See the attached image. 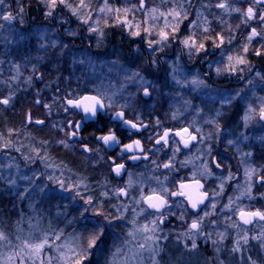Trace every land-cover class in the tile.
I'll use <instances>...</instances> for the list:
<instances>
[{"label":"rangeland","instance_id":"rangeland-1","mask_svg":"<svg viewBox=\"0 0 264 264\" xmlns=\"http://www.w3.org/2000/svg\"><path fill=\"white\" fill-rule=\"evenodd\" d=\"M9 1L12 2V5L9 4ZM67 1L72 3V9L69 13L74 15L75 18L76 15L79 16V18L77 17L76 19L81 21L84 30L92 31L93 28L97 29L96 26H99L101 29L107 26H119V28L125 30L128 35L136 36L133 34L134 32L139 31L142 34H147L149 32H145L144 29H148L151 30V34L155 37L153 38L155 41L159 40V32L161 30L167 31L169 35H171L172 29L177 26L176 21L172 19L173 15L170 14L173 13V10L181 12L183 15L181 6L179 5L163 7L158 5L160 3L152 5V1H150V4L148 3L149 1L145 3L146 7L140 10L133 8L134 5L138 6V0L133 4H128L125 2L126 0H107V4L105 0H84L85 7H81V0ZM16 2L18 3V0H3V3H0L1 43L14 44L21 41L26 43L33 40L32 43L37 47L35 48L36 51L44 50L47 52L50 49L54 51L57 48L56 51L59 52L60 60L62 61L61 66L64 67L65 65L63 62L67 60L66 53H69V50L61 54L64 43L58 40V35L56 33H53L55 29L49 25L48 21L40 24H33V22L27 21L25 15L21 12L20 5ZM45 3L47 5L45 4L46 6L42 10L43 14L41 19L44 21L49 20L51 16L48 15L49 11L53 13L55 9L49 7L48 0ZM57 4L63 6L64 3H60V0H57ZM101 8H119L121 11L119 13L107 10L101 12ZM124 8L133 10L124 12ZM152 9H155V11H150ZM163 9L168 11V13H165L168 15L167 18L169 20L171 19L169 22L166 20L164 13H161ZM219 13L222 14L223 9L220 10ZM9 14L13 16V19L11 21L4 20L3 16ZM81 14L85 15L82 16ZM92 14H95L94 18L91 17ZM148 14H150V16ZM117 16H119V19H117ZM153 17V20L150 19ZM125 18L127 19V23H123ZM14 19L17 20V25ZM184 19L185 16H181L178 29ZM229 23L232 25L231 29H233V25L236 26L234 22ZM165 25H169L170 27ZM185 28L189 32L184 28H180L185 31V35L181 38V42L189 37L194 39V37H192L194 36L193 30L191 31L190 27L189 29L188 27ZM249 36H251V34H247L246 32L245 37L240 38V42H238L242 43L239 50L233 49L230 53H227V60L229 57H232V60L227 62L226 67L228 72H234V70H229V66L231 65L234 68L239 65L237 63L238 58L242 57L246 61V63L242 64L244 69L241 73L248 71L250 63H252L256 57L260 56L261 59L264 60V48L260 46V43H262L264 47V37L263 41H261L257 36L249 40ZM215 39L218 41L217 38ZM161 44L162 43H159V45ZM182 45L185 50H189L183 43ZM60 47L62 50H60ZM245 48H247V51H245ZM72 52V54H68V59H70L68 65L70 68H82L81 72L83 74V79L85 76V80L82 79L80 82L81 86L96 92H106L108 95L115 93V98L119 100L115 110L122 109L121 106L125 103L129 105L126 109L133 108V105L130 106V101L141 103V99H143L141 91L144 90L145 87H148L151 94L147 102L155 103L157 111L162 110L165 103L169 105L173 103L179 109L183 110L185 113L184 118L190 123L192 118H197L200 120V123H204V126L207 124L212 127L215 132L222 126V122L220 121L222 119L221 115H223L222 111H230L231 117L229 118V122L227 121L226 125L222 126L223 136L225 135L227 137V146H220L223 145L221 143L223 140H219L221 142H218L217 140L219 138L215 139L219 148H222L220 150L227 151V174H221L219 176L221 179L218 181L220 183H225V186L219 183L221 186L218 188L221 195L227 193L225 194L227 195V202H225L226 198L219 199V201L224 200L222 205H225V207L222 209L225 211L214 212L211 208L202 212L199 217L193 219L201 221V230L199 234H191V223L193 220L188 222L186 228L176 231L159 224L160 221H166V216H170V214H164L162 216L149 214L142 196L148 195L152 190L159 193L162 189H167V187H164L163 182L159 181L156 177V173L158 174V172H152L149 174L150 176L146 177L131 173V175H128V177L126 176L123 181L117 183V188L114 187L115 191L112 190L113 196L116 198V206L112 207V214H123L125 217L122 221L114 222L113 229L115 231L112 230V236L115 237L116 240L113 244L120 245L121 241L131 240V243L124 246V250L129 257H132L134 252L141 251L137 248V245L145 243V235L158 238L154 245L151 240L148 241L149 245L159 248L158 253L153 254L150 249L146 248L142 250V255L131 260V264H153V261H155L156 264H214L215 262L217 264H264V220H256L248 226L238 223L237 220V212L241 210L264 211V186H261L258 182L259 176L264 174V125L261 126L258 123L259 111L261 107L264 106V75L260 76L256 73L253 75V78L247 81L244 86L245 92L249 89L246 95L233 90L231 94L227 93V96L213 97V100H206L202 96L196 97L194 93L196 89L197 92L200 93L198 88H205L204 86H199L197 88V85H193L191 82L181 81L179 83L178 80L176 84L164 87L162 82L157 83L156 80L148 79L145 71L140 72L131 70L128 68L129 66L118 64L115 61L109 62L106 60L105 56L103 60L99 61L97 56L88 54L86 51L83 53ZM257 53L260 54L258 55ZM185 55L190 57L188 52ZM1 58L0 78H4V76L2 77V73L5 74V76L8 73L11 74V77L8 75L10 77L8 79L9 81L4 83L10 90L14 88V83L9 86V84L12 83L11 80L17 82L22 72L19 69L20 66L14 64L9 66L8 69H2ZM221 64L224 66L223 62H221ZM112 69H114L113 71L115 73L118 72L117 76L119 79L122 80V78H126L127 80L116 85L114 83L112 84V81H103V83L99 81L98 86L91 82L99 71L104 74ZM133 73H138L139 75L133 77ZM63 76L64 80H66L67 75ZM182 77L183 75L180 74L179 78L183 80ZM35 79L38 90L46 86L43 84L49 82L48 75L43 72L38 73ZM23 80L27 84H32V81L28 77H25ZM2 82H4V80L0 79V83ZM250 84H254L258 88V95H256V91L254 92L253 89H250L254 88V86L251 87ZM256 84H259V87ZM186 88H189V90H186ZM191 88L193 92L190 91ZM173 92L177 94L176 101L168 100V98L173 95ZM10 96L11 94L7 97L10 99ZM43 98L45 99L36 98L31 105L24 106V126H33L39 131L46 127L50 131V139L45 138L47 146L54 148L55 151L57 150L55 156L59 157L61 155L64 157L66 155V158H70V164L67 167L62 160L60 162L57 158L52 157L50 160L45 159L44 149L40 148V144L36 145L35 143L31 145L32 153L35 155L31 159L28 156L23 157V154H19V152L15 153L16 157L19 159L20 167L18 162L11 157L12 155L4 154L2 157L3 163L0 165V176L3 180L9 183H17L18 181L31 183L30 179H32V177H37V179L42 177L43 184L40 189L38 185H32L34 190H29L27 193L24 192L31 200L29 201L30 203L26 205L29 210L21 214L22 222L16 225L11 233L6 231V227L1 226L0 223V230H3V232L8 235L10 241V243H0V264H31V261L27 258L25 253H20L22 241L31 237L30 242L35 243L38 239H42L45 233L48 234L50 242L55 239V234L62 233L61 239L56 240L55 244H71L74 247L77 243L73 238L74 231L83 233L84 230L80 226H73L71 220L65 218L66 208L62 207L64 204L73 206V204H77L76 201L81 202L82 200H80L78 196L76 201H74L72 197L76 196L77 192L80 196H83V192H86L85 187L91 184L89 181L92 180L97 184L95 186L98 188L99 194L103 196L102 198L106 197L107 200L108 197H111L109 194L111 191H107L109 196L102 195V193H104L103 187L107 184L106 181H94L103 176L106 177L105 170L100 164L101 159H95L92 154L87 155L84 151L80 153L76 148L74 151L68 147H63V145L58 146L60 143H54L55 140L51 139V132L53 130L56 132V129H54L53 121L51 120L52 116H50V110H52V108L51 106L46 107V105L49 106L53 102H49L52 100L51 97ZM161 101L163 106L160 103ZM138 109L141 110V108ZM29 115H31L32 121H44L43 125L39 127L37 125L40 124L35 125L29 120L27 123ZM246 116L247 119H245ZM200 129L202 128L196 127V130H199V132H201ZM17 136L16 137L20 139L19 143L20 141H24L26 145L28 144L26 142V136L28 135L23 134ZM12 137L14 138L15 135ZM229 141H231V143H229ZM8 145L13 147V143ZM222 154L223 153L220 155ZM40 157H44V159L41 160ZM35 164L38 169L34 167L32 169V167H30L31 165L35 166ZM46 164L50 165V167H45ZM249 169H255V173L252 175L251 180H249L246 175V171ZM206 171L205 167L201 165L195 169V174L200 177L208 178ZM50 175L54 176L55 179L49 180L48 177ZM130 178L133 181L131 186H129ZM57 180L65 181L67 190L61 189L65 190L66 193L57 190L58 187L60 188L59 184L56 183ZM75 182H81L80 186L73 187ZM226 186L227 191H225ZM121 188L125 189L128 194L120 195L119 189ZM53 189H55V194L59 196L62 195L60 198L54 199V201L58 202L56 205L52 204L51 199L46 196L51 193ZM137 201H140V203H137ZM211 204L212 206L216 205L215 203ZM125 205L127 206L126 208L124 207ZM83 206L86 207L87 205L83 204ZM101 210L110 213L103 208ZM205 213L208 215H205ZM153 220L158 221V224L155 225V233L153 234L150 231L145 232L143 230L144 226H147L149 229L154 227L152 224ZM179 220L182 221V216ZM131 221H135L136 223L133 224ZM120 223L124 224V232L122 231L121 233L118 228ZM164 224L163 222V225ZM130 232L133 233L131 237L128 235ZM18 236L20 239H17ZM245 238H247V240H245ZM193 240L196 242V248L194 249L192 248ZM85 242L86 241L83 239L79 241L81 244ZM111 250L114 249H109V251ZM17 253H20V255H16ZM9 257H11V259H9ZM68 257L71 259V253L68 254ZM42 259L44 260V264H48L49 260H51V264H66V262L61 259L54 245L44 249ZM121 259L124 258L121 257ZM93 261L94 260H92L91 264H105V260L102 262ZM37 264H39V262H37Z\"/></svg>","mask_w":264,"mask_h":264},{"label":"flooded vegetation","instance_id":"flooded-vegetation-1","mask_svg":"<svg viewBox=\"0 0 264 264\" xmlns=\"http://www.w3.org/2000/svg\"><path fill=\"white\" fill-rule=\"evenodd\" d=\"M64 1L63 6L60 4L56 5L49 20H41L42 14H36L30 18L26 14L25 18L27 21L33 22V24H40L48 21L49 25L55 29L53 33L58 35V40L64 43L62 47L63 50L60 47V50H62L61 54L69 50V53H66V59L68 54L73 53L72 51L77 53L86 51L88 54L97 56L99 61L103 60L105 56L106 60L109 62L115 61L118 64L129 66L128 68L131 70L140 72L145 71L148 79L156 80L157 83L162 82L164 87L176 84L178 80L180 83L181 81L191 82L193 79H197L203 81V84L198 85L197 88L199 86H204L205 88H198L200 93H198L196 89V92H194L195 96H202L206 100H213V97L227 96V93L231 94L233 90L246 95L248 93L247 90H249L247 89L246 92L244 90L247 81L253 78V75L256 73L260 76L264 75V60H262L260 56L256 57L255 60L250 63V68L244 73H241L244 69L241 64L234 67L235 70L233 73L228 72L226 67L227 62L230 61L229 59L227 60V53H230L233 49L239 50L242 43L238 42H240V38L245 37L246 32L247 34H252V30L255 29L258 33V35H256L257 38L263 41L264 21H261L260 17L264 16V3L257 4L256 0H145V3L149 1L148 3L150 4V1H152V5L160 3L158 5L163 7L179 5L181 6L183 15L186 13V16L184 15L185 19L179 26L178 31L174 34L172 32L169 41L161 45L156 43L153 39L155 37L151 34V30H149L147 34L140 33V35L136 36L128 35L125 30L120 29L119 26H107L104 29L96 26L98 29L97 31L84 30L81 21L76 19L77 17L79 18V16L76 15L75 18L74 15L69 13L72 9V3L67 0ZM136 1L137 0H126L125 2L133 4ZM220 3H224L225 7H217ZM9 4L12 5V2L9 1ZM249 7H252L255 13V16L251 19L247 17V9ZM222 9L223 13L221 14L219 11ZM165 12L168 13L167 10L163 9L161 13H164L166 20L169 22L171 19L169 20L167 18L168 15ZM81 15L84 16L85 14ZM148 15L150 16V14ZM183 15L181 16L184 17ZM94 16L95 14L91 15L93 18ZM181 16L177 18L179 21ZM150 19L153 20V18ZM15 20L16 19H14V21ZM229 22L236 23V26L233 25V29H231L232 25ZM15 23L17 25V20ZM185 27H188V29L190 27L191 31L193 30L194 36L192 37L197 41V45L203 43L205 45L204 49L199 52H192L191 54L189 50L184 49L181 38L185 35V31L180 28H184L189 32ZM220 36L224 38L223 44H220ZM215 38H217L218 41H216ZM149 41L153 42L155 51H153V48L149 47ZM217 44H220V46L216 47ZM260 46L264 48L262 43H260ZM56 50H54V52H58ZM187 52L190 57L185 55ZM221 62L224 63V66H222ZM63 63L65 64V62ZM114 69L104 74L99 71L91 82L98 86L99 81L102 83L103 81H112V84L114 83L116 85L127 80L126 78H122V80L119 79L117 76L118 72L115 73L113 71ZM217 69H220L219 74L217 73ZM81 71L82 68H70V72L65 80L66 87L53 88L54 91L51 94L52 100L49 101L53 103L49 106L52 108V110H50V116H52L51 120L53 121L56 132L54 130L51 132V139L55 140L54 143L67 140L69 144L68 148L74 151L76 148L80 153H83L82 144H87L88 147L93 150L84 152L87 155L92 154L95 159H101L100 164L105 170L106 177L103 176L105 178H99L101 181L107 182L105 188H103L104 193L105 190L106 192L115 191L114 187L117 188V183L123 181L126 176L128 177L131 173L146 177L150 176L149 174L152 172H158V174L156 173V177L159 181L163 182L164 187H167L169 190L168 192L178 191L180 183L192 185L194 180H199L200 184L203 185L200 192L208 193V199L195 209L191 207V204L185 197L170 196L167 192L164 194L168 204L161 212H155L149 209L144 203L149 214L156 216L170 214V216L165 215L166 221H163L165 224L163 225V222L160 221V225L177 231L186 228L188 222L199 217V215L207 211V209L212 208L211 210L214 212L225 211L222 209L225 207V205H222L224 200L219 201V199L226 198L225 202H227V195H225L227 193L221 195L218 191V188L221 185L225 186V183H220L218 181L221 179V177H219L221 174H227V151L220 150L222 148H219L215 139L219 138L217 140L218 142H221L219 140H223V142H221L223 145L220 146H227V137L225 135L223 136L222 126L226 125L227 121L229 122V118L231 117L230 111H222L223 115H221L222 119L220 120L222 126L215 132L212 127L207 124L204 126V123H200V120L197 118V120L192 118L190 123L184 118L185 113L183 110L179 109L173 103L170 105L165 103L163 106L161 101L160 103L163 109L157 111L156 104L153 102L148 103L147 100L149 96H144V90H142L141 95L143 99H141V103L130 101V106L133 105V108L115 110H123L127 113V118H139V120L147 125V128L139 133H136L135 130L129 133L127 129H121V131L124 132V135L120 137L122 142L131 143L132 140L135 139L141 140L145 152L143 154H136L146 155L148 157V159L131 160L129 159L130 154L122 152L121 147L113 146L109 148L104 145L102 141H97L95 139V135L102 134L98 129L104 128L103 134H106L108 127L119 124V121L109 120L108 116L104 118V122H85V127L81 134L75 138H71L72 129L66 127V122L69 120H78L80 117L74 115L72 112L64 111L63 106L65 98L68 95L76 97L82 94H95L96 92L83 86H81V88H79L80 86L78 88L76 87L77 85H81L80 82L83 79ZM180 74L183 75V80L179 78ZM83 80H85V76ZM254 84H250L251 87L254 86V88L250 89H253L254 92L256 91V95H258V88ZM256 85L259 87V84ZM187 89L189 90V88H186V90ZM190 91H192V88ZM174 93L175 92L172 93L173 95L169 97L168 100L176 101L177 94ZM138 108H141V110ZM174 113L176 114L175 119H173ZM111 115H114V112L110 111L109 116ZM157 120L160 121L159 124L156 123ZM105 122L107 126H105ZM89 123L94 126L88 127ZM258 123L261 126L264 125V120H261L259 116ZM33 124L37 125L34 121ZM42 125L43 124L37 126L40 127ZM196 127L202 128L200 129L201 132H199V130L197 131ZM183 128L189 129V132L197 137L196 140L190 142L188 147H184L182 142L177 143L180 137L175 135L170 136L168 144L158 145L155 143L156 139H158L166 129H171L174 133ZM129 135H131V139H129ZM60 145L61 144H58V146ZM177 148H179V151H175ZM221 153L223 154L220 155ZM166 163H171L172 166L166 169L163 167ZM217 163L220 164L218 168L216 167ZM117 164L125 165L126 171H124L121 176H117L113 171ZM201 165L205 167L207 174L209 172L211 173L208 174V178L200 177L195 174V169ZM57 190L66 193L61 187H58ZM225 191H227V186ZM191 194L194 197L198 195V193L194 191ZM211 203H215V207H213ZM181 216L182 221L179 220Z\"/></svg>","mask_w":264,"mask_h":264},{"label":"snow or ice","instance_id":"snow-or-ice-1","mask_svg":"<svg viewBox=\"0 0 264 264\" xmlns=\"http://www.w3.org/2000/svg\"><path fill=\"white\" fill-rule=\"evenodd\" d=\"M0 3H3V0H0ZM60 3H64V0H60ZM105 3L107 4V0H105ZM257 4L264 3V0H256ZM48 4L50 8H55L57 4V0H48ZM84 0H81V7H85ZM146 7L145 0H138V6L134 5L133 8L136 10L144 9ZM219 8H224L225 4L220 3L217 5ZM116 11L119 13L121 9H112V8H101L100 11ZM133 9L124 8V12L131 11ZM152 12L155 11V9L150 10ZM52 12L49 11L48 15H51ZM173 15V19L176 20L177 26L172 29L173 34L178 31V25L179 20L177 19L182 15L181 12H177L173 10V13H170ZM163 15V14H161ZM186 16V13L184 14ZM255 16L254 10L252 7H249L247 9V17L249 19L253 18ZM4 20L11 21L13 19V16L11 14L3 16ZM117 19H119V16H117ZM154 19V17H153ZM261 21H264V16L260 17ZM123 23H127V19L123 21ZM98 29L93 28L92 31H97ZM145 32H149L148 29H144ZM134 35H140V32H134ZM258 35L255 29L252 30L251 36H249V40H251L254 36ZM170 35L167 31L161 30L159 32V40L156 41V43H165L169 41ZM220 44L224 43L223 36L219 37ZM182 43L189 49V53L192 52H199L200 50L204 49L205 45L203 43H199L197 45V41L192 39L191 37L184 39ZM220 44H217L216 47H219ZM149 47L153 48V51H155V48L153 47V42L149 41ZM245 51H247V48H245ZM258 55L260 53H257ZM229 60H232V57H229ZM238 64H244L246 61L241 57L237 60ZM229 70H235L231 65L229 66ZM220 69H217V73L219 74ZM138 73H133V77L138 76ZM146 83V82H144ZM193 85H200L203 84V81L193 79L191 81ZM144 96H150V92L148 90V87L144 88ZM115 93L112 95H108L106 92H100L97 91L95 94H82L76 97H73L71 95H68L65 98L64 102V111L65 112H72L74 115L79 116L80 118L78 120H69L66 122V127H70L72 129L71 131V138H75L81 134L85 127V122L88 121H95L97 123L104 122V118L108 116L109 120H115L119 121V124L112 125L111 127L107 128L106 134L104 133V128L98 129L99 132L102 134L95 135V139L97 141H102L104 145L111 148L113 146H119L121 147V151L130 154L129 159L131 160H138V159H148L146 155H137L136 153L143 154L145 152V149L142 147L141 140L135 139L132 140L131 143H123L120 139L121 136L124 135V132L121 131V129H127L129 133H132V130H135L136 133L141 132L142 130H145L147 128V125H145L139 118L129 119L127 118V113L123 110L121 111H115L116 105L119 103V100L115 98ZM10 99L4 98L0 100V104H9ZM39 103V102H38ZM129 105L127 103L123 104L121 107L127 108ZM46 107H50L47 106ZM114 112V115L109 116V112ZM251 111V109H250ZM176 118V114H173V119ZM259 118L261 120H264V106L261 107L259 111ZM247 119V116L245 117ZM28 120L30 122H33L31 119V115L28 116ZM34 123L37 124H43L44 121L42 120H36ZM157 124L160 123L159 120L156 122ZM94 125L89 123L88 127H93ZM105 126L106 122H105ZM171 135H175L177 137H180V140L177 141V143L182 142L184 144V147H188L190 142L192 140H196L197 137L192 135L191 132H189V129L183 128L179 131H173L171 129H166L162 135L159 136L158 139H156L155 143L160 144H168L169 139ZM129 139H131V135H129ZM61 145L64 147H69V144L67 143V140H61L59 141ZM231 143V141H229ZM8 145L6 144L5 147ZM82 150L85 152L93 151L91 148L88 147L87 144L81 145ZM175 151H179V148L175 149ZM39 156V154H38ZM41 160L44 159V157H40ZM155 163V162H153ZM172 165L171 163H166L163 165L164 168H170ZM45 167H50V165L46 164ZM216 167H220V164L217 163ZM115 174L117 176H121L124 171H126L124 164H117L115 168L113 169ZM255 173V169H249L246 171V175L248 176L249 180H251L252 175ZM208 174H211L210 172ZM49 180H54V176H49ZM258 182L261 184V186H264V174H261L259 176ZM59 186L65 190L66 184L65 181L57 180L56 181ZM81 182H75L73 184V187H79ZM133 181L131 178L129 179V186ZM250 187V185H249ZM203 188V185L200 184L199 180H194L192 185L180 183L179 190L175 192H168L167 189H162L161 192H156L155 190H152L151 193L148 195L142 196L143 202L147 205L149 209H153L155 212H161L163 208H165L168 204L167 198L164 193L167 192L170 196H181L185 197L189 203L191 204V207L193 209L197 208L198 205L203 204L206 199H208V193L207 192H200V189ZM198 193L195 197L191 194L192 192ZM120 195H127V191L123 188L119 189ZM102 195L107 196L108 193H102ZM77 196L80 200H83V204L87 205V207L81 206L79 211V223L80 227L84 230L83 233L75 232L73 234V238L77 241L76 245L73 247L71 244H55L56 240L61 239L62 233L55 234V239L53 241H49L48 234L45 233L42 239H38L37 242L33 243L31 241V237L27 240L22 241V246L20 248V253H25L27 258L31 261V264H44V260L42 259L44 249L46 247H52L53 245L59 252V255L61 259H63L66 264H91L92 258L99 255L103 256L105 260V264H131V260L134 259L137 256L142 255V250L148 248L153 254L158 253L159 248L153 247L148 244V241H152L153 245L155 244V241L158 239L154 236L145 235L144 244L137 245V248L141 251L134 252L132 257H129L127 252L124 250V246L128 243H131V240L129 241H121L120 245L113 244L112 248L114 250H111L108 252L107 255H105L106 250L108 249V243L112 239V229L114 227V222H119L125 219L123 214L120 215H113L112 213H106L102 209L103 204L97 205L92 197H88L85 199L83 196H80V194L77 192L76 196L72 197L74 201H76ZM52 198L55 199V189L52 190ZM137 203H140V201H137ZM127 207L126 205L124 206ZM215 207V205H213ZM205 215H208L205 213ZM240 218L243 221V223L248 224L252 222V219L259 218L260 220H264V211L256 210V211H249L245 212L241 210L240 212ZM131 223L135 224V221H131ZM152 224L154 227L149 229L147 226H144L145 232H152L153 234L156 231L155 225L158 224L157 220H153ZM201 230V221L199 220H193L191 223V234L197 235L199 234ZM86 234V235H85ZM128 235L131 237L133 236V233H128ZM17 239H20L18 236ZM83 239L86 241V243L81 244L79 241ZM247 240V238H245ZM9 242V237L6 235L3 230H0V243ZM192 248H196V242L192 241ZM235 251V249H234ZM20 253H17L16 255H20ZM71 253V259H69L68 254ZM123 257L124 259H121ZM11 259V257H9ZM48 264H51V260H49ZM153 264H156L155 261H153Z\"/></svg>","mask_w":264,"mask_h":264},{"label":"trees","instance_id":"trees-1","mask_svg":"<svg viewBox=\"0 0 264 264\" xmlns=\"http://www.w3.org/2000/svg\"><path fill=\"white\" fill-rule=\"evenodd\" d=\"M46 1L47 0H18V4L20 5L22 14H24L25 16L27 14L30 18L31 16H35L36 14H43L42 10L47 5L45 3ZM1 41L2 40L0 39V58L3 55V57L1 58L2 69H8L9 66H12V64L17 66L19 65V69L21 70L22 74L17 82H13L10 79L12 83L9 84V86L14 83V88H11L10 90L8 86L4 85V83L9 81L8 79L11 77V74L8 73L5 76V74L2 73V77L4 76V78H0L1 80H4V82L0 83V100L8 98L7 96L11 94L9 104H0V165H2L3 163L2 157L4 156V154H10L12 155L11 157H13L16 162H18V165L20 167L19 159L16 157L15 153L19 152V154H23V157L28 156L31 159L33 156H35L32 153L31 145H34L35 143L36 145L40 144V148L44 149L46 157L45 159L50 160V158L52 157L57 158L58 161L61 162L62 160V162L68 167L70 164V158H66V155L64 157L61 155L59 157L55 156L57 150L55 151L54 148L47 146L45 138L50 139V131L46 127L45 129H40L41 131H39L36 127L33 126L25 127L23 122V110L25 109L24 106L31 105L36 98H42V100H44L45 98L43 97H51L50 95L54 91L53 88H62L64 86L66 87V81L64 80L63 75H68L70 72V67L68 65V57L64 64L65 66L62 67V61L60 60V54L58 52H54L52 49L47 52L44 50L36 51L35 48L37 47L32 43L33 40H30L26 43L21 41L14 44H3L1 43ZM40 72H43L48 75L49 82L43 84L46 86L41 87V89L38 90L35 78ZM25 77H28L32 81V84H27L26 82H24L23 79ZM76 87L81 88V85H77ZM23 134L28 135L26 136V142L28 143L27 145L24 141H20L19 143L20 139H18L19 137L17 135L21 136ZM14 135L15 137L13 138L12 136ZM4 141L7 143V145L13 143L14 148L9 145L5 147L6 143ZM37 141L40 143H38ZM30 167H32V169L33 167L38 169L36 164L35 166L31 165ZM30 181L31 183H25L23 181H18L17 183H9L3 180L0 176V223L1 226L6 227V231L10 233L13 231V228L16 225L22 222L21 214L24 211L29 210L26 205H28L30 203L29 201L31 200L29 196L25 195L24 192L27 193L29 190H34V187L32 185H38V188L40 189L41 185L43 184L42 177H39L38 179L37 177H32ZM94 181L98 182L100 181V179ZM89 182H91V184H89L88 187H85L86 192H83V197L85 199H87L89 196L92 197L93 201L97 205H100L102 203V208L105 209L107 212L112 213V207L116 206V198L113 196V193H109L111 197H108L109 199L107 198V201L106 197L102 198L103 196L99 194L98 188H96L95 186L97 184L92 180ZM105 186L103 188H105ZM46 196L51 199L52 204H58V202L54 201V199L52 198V192L47 194ZM61 196L55 194V198H60ZM76 202L77 204H73V206L64 204L62 208H66L65 218L70 219L71 223H73V226L79 227L80 223L78 209L79 207L83 206V200L81 202ZM123 225V223H120L118 227L120 233L122 231L124 232ZM112 230L115 231L114 229ZM115 240L116 238L112 236V239L108 243V249L106 250L105 255L108 254L109 249H113L112 245L113 243H115ZM92 260L102 262L104 261V257L97 255L93 257ZM214 264L217 263L215 262Z\"/></svg>","mask_w":264,"mask_h":264},{"label":"water","instance_id":"water-1","mask_svg":"<svg viewBox=\"0 0 264 264\" xmlns=\"http://www.w3.org/2000/svg\"><path fill=\"white\" fill-rule=\"evenodd\" d=\"M27 123H28V118H27ZM153 210V209H152ZM244 211V210H243ZM241 212V211H240ZM240 212H237L238 214H237V220H238V223H241V224H243V225H245V226H248V225H250L251 223H253L254 221H256V220H260L259 218H254V219H252V222L251 223H248V224H245V223H243V221L241 220V218H240ZM245 212H249V211H245ZM260 221H262V220H260Z\"/></svg>","mask_w":264,"mask_h":264}]
</instances>
